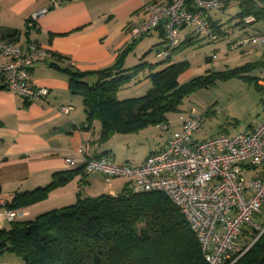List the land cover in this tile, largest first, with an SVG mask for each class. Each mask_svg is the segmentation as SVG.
<instances>
[{
    "label": "crops",
    "instance_id": "crops-1",
    "mask_svg": "<svg viewBox=\"0 0 264 264\" xmlns=\"http://www.w3.org/2000/svg\"><path fill=\"white\" fill-rule=\"evenodd\" d=\"M221 1L226 6V0ZM171 2L68 0L60 8L52 9L40 18V29L34 34V39L40 46L50 50L54 59L38 62L31 70L30 82L35 87L48 88V96L26 99L0 85V200L5 202V205L0 204V230L11 228L12 223L6 219V211L19 194L45 188L54 180L56 173L81 165L77 163L73 167L67 166L66 159L78 161L82 155L91 158L105 152H110L112 157L113 150L109 145L119 134L102 144L99 141L100 123L96 121L91 128H86L88 123L83 98L71 92L68 72L83 73L89 83H94L97 73L113 66L119 54L128 47L132 28L150 18L148 6ZM51 6V0H1L0 35L28 52L27 22L33 14ZM208 17L212 24L217 23L220 31H223L219 18H215L212 12ZM258 30H264V25L255 21L250 26H243L235 42ZM148 36H156L154 38L158 39L142 47V51L141 44H138L134 48L135 54H143L150 47H154L150 51L156 53L165 47L161 44L166 41L161 29ZM194 39L191 27L182 29L181 45L191 44ZM242 49L245 50L243 53L255 56L256 61L251 63L258 66L254 83L259 91H264L258 82L264 72V46L249 45ZM132 58L136 59L129 53L125 59L126 69L131 67L128 65L133 62ZM6 60L0 54V64ZM62 108H69V113L62 112ZM191 116L192 112L183 124ZM263 119L264 112L256 121L248 122V129L244 132L253 131ZM235 122L239 120L235 119ZM121 138H125V135ZM166 143L158 150L165 147ZM85 173L74 176L68 184L48 192L46 198L21 207L24 216L20 221L33 220L45 212L74 204L79 193L83 197H97L103 194L116 196L125 191V178H116L112 186H108L99 173ZM0 264L25 263L15 253L6 252L0 253Z\"/></svg>",
    "mask_w": 264,
    "mask_h": 264
},
{
    "label": "trees",
    "instance_id": "trees-1",
    "mask_svg": "<svg viewBox=\"0 0 264 264\" xmlns=\"http://www.w3.org/2000/svg\"><path fill=\"white\" fill-rule=\"evenodd\" d=\"M237 1L239 25L247 26L243 23L246 17L264 25V0ZM214 28L219 37L225 35L217 23H213ZM137 42L130 43L113 66L99 71L92 84L85 74L68 72L71 92L83 98L86 128L99 122L102 144L117 134H135L152 125L168 126V114L178 110L189 91L197 86L208 87L199 78L177 88V76L187 63L173 64L150 75L153 85L144 96L119 99L118 91L123 85L145 67L151 68L147 62L125 68V59ZM161 44L165 46L162 49L166 48V41ZM254 67L251 64L219 75L223 79L237 77L252 82L254 78L248 74ZM101 156L111 157L110 152L97 157ZM85 171L81 164L56 173L47 187L19 194L9 210L46 198L48 192L68 184L78 174L85 175ZM127 186L128 182L125 191L116 196L83 197L79 193L74 204L45 212L33 220L13 222L10 229L0 230V253L13 252L25 264H208L189 223L168 196L159 192L136 193ZM255 222L263 231L244 227L236 241L240 253H230L224 264H264V207Z\"/></svg>",
    "mask_w": 264,
    "mask_h": 264
},
{
    "label": "built area",
    "instance_id": "built-area-1",
    "mask_svg": "<svg viewBox=\"0 0 264 264\" xmlns=\"http://www.w3.org/2000/svg\"><path fill=\"white\" fill-rule=\"evenodd\" d=\"M65 1L68 0H51V7L43 8L28 20V52L0 35V54L7 59L0 64V85L4 89L26 99L48 96V88L31 84L30 73L38 62L54 59V54L40 46L34 34L40 29V18L60 8ZM222 8L221 0H172L169 4H151L148 6L150 18L132 28L129 42L163 29L167 45L157 52L160 59L172 57L180 48L181 31L185 27H191L196 37L216 42L219 36L208 14ZM254 21L253 17L243 19L247 26ZM249 45L264 46V30L242 37L232 48ZM258 82L264 87V72ZM62 112L69 113V108H62ZM203 124V115L192 110V116L179 131L172 133L165 147L152 152L138 165L117 164L108 156L89 158L85 155L78 161L66 159L65 163L70 167L83 164L86 172L102 175L108 186H112L116 178H125L132 192L165 194L186 218L207 263L224 264L237 247L236 241L244 227L260 230L255 217L264 207V119L251 132L223 133L194 141V134ZM162 128L169 129L168 126ZM0 204L5 205V202L0 200ZM23 216L20 209L6 211V219L11 223Z\"/></svg>",
    "mask_w": 264,
    "mask_h": 264
},
{
    "label": "rangeland",
    "instance_id": "rangeland-1",
    "mask_svg": "<svg viewBox=\"0 0 264 264\" xmlns=\"http://www.w3.org/2000/svg\"><path fill=\"white\" fill-rule=\"evenodd\" d=\"M224 6V5H223ZM226 8L212 11L215 18H219L225 35H220L216 42H209L202 37H196L191 44L178 49L169 60H161L156 53L148 48L143 54L134 53V48L141 44L146 47L152 41L157 40L152 36L144 37L134 45L130 53L136 57L128 65L133 68L142 62H147L141 73L130 82L123 85L118 91L121 100L139 98L147 94L152 88L153 82L150 75L159 72L173 64H185L186 67L178 74L177 88L192 83L201 78L208 87L197 86L189 91L179 104L177 111L168 114V130L162 125H152L135 133L125 134L111 142L113 150L112 160L117 164H141L151 152L158 150L168 141L172 133L179 131L183 121L190 116L192 110L198 115H203L204 124L193 136L194 141H203L214 138L220 133L229 135L244 132L250 122L256 121L264 112V91H259L254 83L242 78L223 79L219 73L230 72L238 67H246L254 63L256 58L252 54L243 53V47L232 48L236 36L243 31V26L238 24V1L230 0ZM242 27V28H240ZM153 44V43H152ZM151 46V45H150ZM146 52V53H145ZM216 56V57H214ZM128 68V69H129ZM258 66L251 69L250 75L256 76ZM245 74V73H244ZM235 119L239 122L236 123ZM249 122V123H248ZM263 227H260L262 230ZM263 231V230H262ZM238 254V248H234V254Z\"/></svg>",
    "mask_w": 264,
    "mask_h": 264
}]
</instances>
